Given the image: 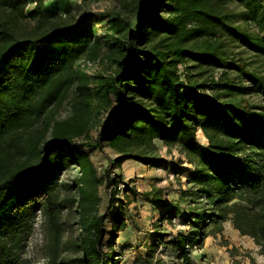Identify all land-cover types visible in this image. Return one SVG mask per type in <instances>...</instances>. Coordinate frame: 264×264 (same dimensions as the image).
I'll return each instance as SVG.
<instances>
[{
  "label": "trees",
  "instance_id": "16d2710c",
  "mask_svg": "<svg viewBox=\"0 0 264 264\" xmlns=\"http://www.w3.org/2000/svg\"><path fill=\"white\" fill-rule=\"evenodd\" d=\"M232 3L242 10L231 9ZM103 15L101 33L99 21L79 18L72 2L59 11L37 0L28 11L26 0H0V264H22L24 232L38 211L51 234L53 264H59L64 212L75 208L85 260L118 264L105 246L113 247L128 227L131 200L117 196L119 189L112 193L106 211L119 207L110 231L108 213L100 211L102 180L90 152L76 143L101 120L98 148L108 143L119 153L112 166L127 159L162 162L158 139L192 164L187 187L172 202L163 187L145 192L164 205L149 262L165 245L172 264H199L193 251L203 249L210 234L223 233L228 221L254 238L264 255V73L230 56L223 37L264 60V0H119ZM253 23L258 31L248 27ZM85 58L119 67L99 75L104 98L92 86L96 77L80 64ZM197 67V74L190 72ZM214 68H224L220 77L202 78ZM252 91L263 101L246 96ZM68 100L71 113L60 118ZM72 165L78 169L74 183L62 182ZM174 169L186 171L180 164ZM65 186L76 194L64 196ZM124 191L140 193L130 185ZM165 221L186 229L166 242L172 232Z\"/></svg>",
  "mask_w": 264,
  "mask_h": 264
},
{
  "label": "rangeland",
  "instance_id": "374dc122",
  "mask_svg": "<svg viewBox=\"0 0 264 264\" xmlns=\"http://www.w3.org/2000/svg\"><path fill=\"white\" fill-rule=\"evenodd\" d=\"M26 2L28 11H31L37 4V0H26ZM69 2L76 5V12L79 18L83 19L91 15L95 21L98 20L101 33L107 27V21L103 19V14L119 7V0H46V5L52 9L64 11L66 4ZM231 9L239 12L242 10V6L232 3ZM25 25L28 27L29 23H25ZM247 25L250 30L258 31V27L254 23ZM223 37L228 41L227 48L230 56L246 58L251 63L250 65L260 67L264 73V60L257 56L252 49L228 34ZM83 60L80 64L84 67ZM97 62L98 66L95 69L84 68L96 77L92 82V86L97 97L104 98L106 94L104 80L99 75L113 74L119 67L114 65L110 68L108 62L103 60H97ZM192 64H194V61H189V65ZM180 69L182 74L187 71L185 65H181ZM223 69H209L202 78H218L221 76ZM230 71L233 76L237 77V71ZM190 72L197 74L199 68H192ZM245 82L250 85L253 84L249 80ZM246 96L250 97L254 102L263 101L262 95L257 91L246 93ZM112 108V106L108 107L106 112L109 113ZM70 113L71 103L68 100L61 108L58 116L66 118ZM107 113L103 116V120ZM101 132L102 120L99 124L93 125L86 135L77 138L76 143L90 152L102 180L103 203L100 211L101 213H108L107 226L110 231L119 207V204H116L110 211H106L112 193L119 189L117 196L125 202L131 200L128 203L130 210L128 227L117 234L113 247L109 249L106 245L105 250H109L110 255H115L117 260H119L118 264H160L158 262L160 257L166 259V264H172L169 256L170 251L165 250V245L159 247L152 262L148 261V250L158 238L154 223L158 222L164 210V205L150 199L145 192L155 187H163L165 200L172 202V200L180 196L181 188L187 187V174L188 170L192 168V164L187 161L185 155L177 148L171 151L162 140L158 139L157 144L163 157L162 162L147 164L136 159H127L112 166L119 153L108 143L105 150L98 148L97 140L101 137ZM200 142L202 144L208 142L202 131H200ZM177 164H180L181 168L186 169L184 174L176 172L174 166ZM77 174V167L72 165L63 170L60 175L61 181L73 184ZM115 179L120 182L118 187L115 184ZM126 185L135 186L140 192L139 195L135 196L132 191H124ZM127 193L130 195L128 196ZM74 194H76V188L65 186L63 189V195L66 197H72ZM78 221L76 208L74 211L66 210L64 212V222L67 231L62 244L61 256L58 260L59 264H90L88 260H85L84 250L78 245L81 234ZM164 226L168 228L170 233L172 232L165 238L166 242L173 240L180 230L186 229L183 224L173 225L168 221L164 222ZM162 232H165V230H162ZM108 238H110V234ZM52 248L53 243L46 218L41 211H38L27 224L24 232L20 252L22 264H53ZM193 253L199 264H264V256L261 254L260 247L256 244L254 238L249 235H243L230 221L225 223L223 233L210 234L206 239L205 247L203 249L196 248Z\"/></svg>",
  "mask_w": 264,
  "mask_h": 264
},
{
  "label": "built area",
  "instance_id": "2783aa9c",
  "mask_svg": "<svg viewBox=\"0 0 264 264\" xmlns=\"http://www.w3.org/2000/svg\"><path fill=\"white\" fill-rule=\"evenodd\" d=\"M83 65L84 67H88V68H91V69H95L97 66H98V62L97 60H91V59H84L83 60Z\"/></svg>",
  "mask_w": 264,
  "mask_h": 264
},
{
  "label": "crops",
  "instance_id": "0c3cea01",
  "mask_svg": "<svg viewBox=\"0 0 264 264\" xmlns=\"http://www.w3.org/2000/svg\"><path fill=\"white\" fill-rule=\"evenodd\" d=\"M259 249V248H258ZM264 256V255H263ZM248 264V263H247Z\"/></svg>",
  "mask_w": 264,
  "mask_h": 264
}]
</instances>
